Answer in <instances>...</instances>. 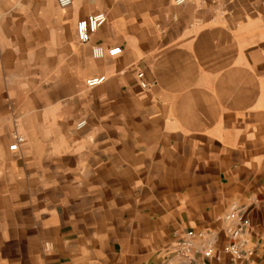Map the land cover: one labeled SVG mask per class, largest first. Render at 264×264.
I'll list each match as a JSON object with an SVG mask.
<instances>
[{"label": "crops", "instance_id": "crops-1", "mask_svg": "<svg viewBox=\"0 0 264 264\" xmlns=\"http://www.w3.org/2000/svg\"><path fill=\"white\" fill-rule=\"evenodd\" d=\"M52 2L0 0V264H199L173 251L189 230L206 264H264V0ZM233 208L248 263L223 252Z\"/></svg>", "mask_w": 264, "mask_h": 264}, {"label": "built area", "instance_id": "built-area-1", "mask_svg": "<svg viewBox=\"0 0 264 264\" xmlns=\"http://www.w3.org/2000/svg\"><path fill=\"white\" fill-rule=\"evenodd\" d=\"M60 7H68L73 3V0H55ZM186 0H176L178 4L184 3ZM222 2L223 0H216ZM108 16L105 12H93L80 19L76 25L77 38L82 43H88L91 41L92 36L98 32V30L106 24ZM91 51L95 58H103L105 56H115L122 52L120 46H104L102 44H92ZM140 84L143 88L148 86V82L145 79L144 72H138L137 74ZM105 76L91 77L86 80V84L90 87L99 85L104 82ZM86 125V121L82 120L78 123V128H82ZM23 140L20 135L16 136V140L9 146L11 150H16L19 143ZM225 219L229 222L225 231L230 239L223 246V252L230 256L235 263H248L251 262L255 249L250 246L248 238V228L251 221L240 209L233 208L230 210ZM216 237L210 231H194L189 230L186 232L183 238L178 239L173 244L174 253L189 261H198L201 258L199 264H206L205 260L213 259L221 260V256L216 253ZM200 256V257H199Z\"/></svg>", "mask_w": 264, "mask_h": 264}, {"label": "rangeland", "instance_id": "rangeland-1", "mask_svg": "<svg viewBox=\"0 0 264 264\" xmlns=\"http://www.w3.org/2000/svg\"><path fill=\"white\" fill-rule=\"evenodd\" d=\"M53 2H52V6H53V8L51 9V11L52 12H55V11H57V10H60V8L57 6V3H56V1L55 0H52ZM78 45H79V52H82V50H81V47H82V44L80 43V42H78ZM35 53L36 52H34V54H33V58H32V64H34V63H37L38 62V60H37V58H35ZM48 54H50L51 56H54V54H56V57L57 56H59L60 57V55H58V52H51V53H48ZM58 57V58H59ZM62 60V59H61ZM47 65H46V70H47V74H53L54 75V73L55 72H53V70H55V66H61L62 64H65V62L63 61H60V59H53L52 57H49V55H48V59H47ZM63 66V65H62Z\"/></svg>", "mask_w": 264, "mask_h": 264}]
</instances>
